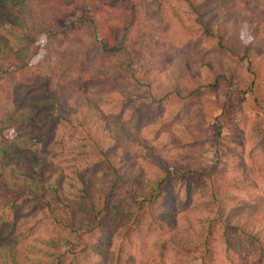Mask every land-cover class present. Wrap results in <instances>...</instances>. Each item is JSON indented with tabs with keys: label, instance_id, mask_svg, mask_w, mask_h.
<instances>
[{
	"label": "trees",
	"instance_id": "obj_1",
	"mask_svg": "<svg viewBox=\"0 0 264 264\" xmlns=\"http://www.w3.org/2000/svg\"><path fill=\"white\" fill-rule=\"evenodd\" d=\"M107 1L0 0V264H264L260 121L203 156L225 81L264 109V0Z\"/></svg>",
	"mask_w": 264,
	"mask_h": 264
},
{
	"label": "rangeland",
	"instance_id": "obj_2",
	"mask_svg": "<svg viewBox=\"0 0 264 264\" xmlns=\"http://www.w3.org/2000/svg\"><path fill=\"white\" fill-rule=\"evenodd\" d=\"M122 0H108L105 4H111L113 6H120ZM88 15H92V12L86 8H80L79 6L74 7V12L64 20L59 27L60 31H66L67 34H72V28H78L80 23L83 22ZM241 39L245 45L250 47L253 43L252 36L246 32L245 29L242 30ZM93 86V84H89ZM223 90H231L233 92L234 100L238 101L242 105V109L239 113L235 115L227 116L225 119H220L221 109L215 104H210L207 110H210L211 115L204 122L203 128L208 134V142L206 141L203 145V156L207 166H213L216 168H223L224 166H233L235 160L230 157V150L235 148L232 143V138L234 133L238 135L239 142H242V148L240 150L236 149V156L240 161H243L246 164V167L252 168L251 158L248 153L250 150V137L252 135V129L254 127V121H260L259 130L264 131V109L261 112L250 109L246 105L250 99L248 95H243L238 92L236 89L239 88L238 84L235 81L227 82L225 81L224 85H221ZM220 93L222 91H209L207 95L212 101L217 102ZM255 129V135L257 129ZM237 131V132H236ZM259 131V132H260ZM8 138H12L14 133L9 131L6 133ZM251 172V169L248 170Z\"/></svg>",
	"mask_w": 264,
	"mask_h": 264
}]
</instances>
